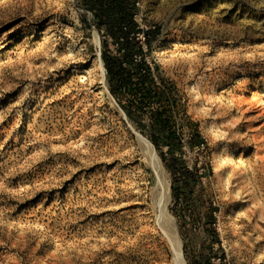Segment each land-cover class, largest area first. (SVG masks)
<instances>
[{
	"label": "rangeland",
	"instance_id": "1",
	"mask_svg": "<svg viewBox=\"0 0 264 264\" xmlns=\"http://www.w3.org/2000/svg\"><path fill=\"white\" fill-rule=\"evenodd\" d=\"M133 1L199 183L173 197L83 0H0V264H264V0Z\"/></svg>",
	"mask_w": 264,
	"mask_h": 264
},
{
	"label": "trees",
	"instance_id": "2",
	"mask_svg": "<svg viewBox=\"0 0 264 264\" xmlns=\"http://www.w3.org/2000/svg\"><path fill=\"white\" fill-rule=\"evenodd\" d=\"M83 4L86 10L93 14L94 24L99 29L103 28L112 40H120L116 54H112L110 51L106 52L105 49L101 51V57L110 82L112 81L115 84L114 87L121 83L129 95L131 107L118 105L127 114L128 118L140 127L145 126L142 120L144 115L147 114V109L153 107V105L158 107L149 112L150 122L147 126L151 131L150 142L170 173L173 184L172 195L179 200L184 187L189 186L190 183H199V176L196 167L189 170L184 165V161L180 157H176L180 144L177 135L171 130V110L167 109L163 103V98L168 92L162 85L163 80L158 81L152 67L144 58L143 49L138 39L140 30L134 18V1L83 0ZM142 33L144 38L147 39L151 31H142ZM169 107L172 108V105ZM195 142V138H190L188 141L192 146ZM163 146H166V152H163ZM210 211H212L211 208L205 217L208 226L213 221V215ZM214 241L219 243L217 236H215ZM197 264L213 263L211 259L205 257Z\"/></svg>",
	"mask_w": 264,
	"mask_h": 264
},
{
	"label": "bare ground",
	"instance_id": "3",
	"mask_svg": "<svg viewBox=\"0 0 264 264\" xmlns=\"http://www.w3.org/2000/svg\"><path fill=\"white\" fill-rule=\"evenodd\" d=\"M100 63V68H101V72H102V78L104 77V71H103V69H102V65H101V62H99ZM75 69V68H74ZM72 70V72H75V70ZM102 81V80H101ZM100 84V83H99ZM236 101L237 102H239L237 99H236ZM247 102V101H246ZM254 102V101H253ZM248 103V102H247ZM247 103H246V105H247ZM233 104V103H232ZM231 104V105H232ZM241 104V103H240ZM252 103H250V105H251ZM237 105H239V104H237ZM250 105H248V106H250ZM239 106H243V105H239ZM245 106V105H244ZM236 107V106H235ZM238 107V106H237ZM251 107V106H250ZM240 108V107H239ZM238 108V109H239ZM249 108V107H248ZM248 108H247V110H248ZM234 109V108H233ZM236 109V108H235ZM241 110V109H240ZM239 110V111H240ZM249 110H251L250 108H249ZM254 111V110H253ZM243 112V111H242ZM244 112H245V110H244ZM248 112V111H247ZM246 112V113H247ZM240 114H243V113H241L240 112ZM230 122H231V120H230ZM236 123L237 122H235L234 121V128H235V125H236ZM230 124H233V123H230ZM238 124V123H237ZM241 129V128H240ZM232 133V132H231ZM233 134V133H232ZM236 134V133H235ZM234 135V134H233ZM259 137V136H258ZM261 137V136H260ZM253 139L255 140V143L257 142L256 141V138L253 136ZM264 140V139H263ZM263 140H261V141H263ZM251 141H252V139H251ZM259 142V141H258ZM258 142H257V144H258ZM264 142V141H263ZM260 146V145H259ZM256 147H258V145L256 146ZM258 149V148H257ZM257 151H259V152H261V151H263L264 152V150H262V148H260V149H258ZM256 155H260V153H258V152H256ZM257 158V157H256ZM258 159L260 160V162L262 163V164H264V154H262V155H260V156H258ZM136 204V203H135ZM259 215H260V218H262L261 220H263L264 218H263V212L262 211H259Z\"/></svg>",
	"mask_w": 264,
	"mask_h": 264
}]
</instances>
